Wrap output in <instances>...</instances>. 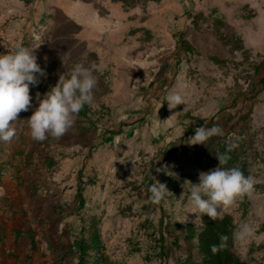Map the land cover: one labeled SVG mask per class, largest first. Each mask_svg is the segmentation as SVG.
Returning a JSON list of instances; mask_svg holds the SVG:
<instances>
[{"label":"rangeland","instance_id":"1","mask_svg":"<svg viewBox=\"0 0 264 264\" xmlns=\"http://www.w3.org/2000/svg\"><path fill=\"white\" fill-rule=\"evenodd\" d=\"M126 2L0 0V53L38 47L37 63L46 73L30 86L32 108L19 113L16 135L0 141V264H46L44 257L56 264H164L155 250L159 213L150 185H166L162 207L172 221L200 224L206 215L188 213L187 189L204 170L191 152L171 160L164 152L183 136L188 145L197 126L211 121L222 129L216 136L236 146L232 167L255 181L217 218L231 217L233 252L241 261L264 264V91L255 104L241 96L264 74V0ZM219 34L230 44L222 45ZM77 63L96 77L86 120L78 116L59 138L33 140L27 119L38 95ZM172 91L185 96V105L169 110ZM240 108L252 109L250 129L233 134L226 120ZM80 126L96 144L88 158L75 145L82 141L75 135ZM162 166L168 175L156 171ZM23 220L33 246L20 228ZM245 223L255 230L237 239ZM94 233L99 246L80 257L77 244H89ZM58 240L71 253L57 249ZM185 260L202 264L197 246H171L167 263Z\"/></svg>","mask_w":264,"mask_h":264},{"label":"clouds","instance_id":"2","mask_svg":"<svg viewBox=\"0 0 264 264\" xmlns=\"http://www.w3.org/2000/svg\"><path fill=\"white\" fill-rule=\"evenodd\" d=\"M38 48V47H37ZM22 45L7 53H0V141L8 142L16 135L14 122L20 112L32 108L30 86H36L39 78L46 75L45 70L37 63L35 49ZM96 77L83 64L77 63L68 74L61 73L55 85L42 96L38 95V106L27 119L30 136L35 141H44L48 136L59 138L73 126L80 112L86 105L94 102L93 92ZM169 110L178 105H185V96L180 91H172L166 97ZM219 125L210 128L200 126L195 134L186 141L191 145H204L213 136L221 134ZM230 151V149H228ZM218 166L209 171H202L198 183L188 182L187 200L190 206L188 213L199 212L211 219H216L223 206H231L238 197L250 193L254 179L238 167H225L230 159L227 151L216 153ZM168 175L167 166L156 169ZM155 179V178H154ZM151 200L159 204L169 192L166 185L155 180L150 185ZM255 228L247 223L242 224L234 233L237 239L243 240L252 235ZM222 236L221 241H227ZM213 251L217 246H212Z\"/></svg>","mask_w":264,"mask_h":264},{"label":"trees","instance_id":"3","mask_svg":"<svg viewBox=\"0 0 264 264\" xmlns=\"http://www.w3.org/2000/svg\"><path fill=\"white\" fill-rule=\"evenodd\" d=\"M86 3H90L91 0H81ZM123 2L128 1V7H134L136 1L139 0H120ZM219 40L222 45L230 44L228 37L219 34ZM181 48L189 53L191 51V46L184 40L181 41ZM218 61V60H215ZM255 72L258 70V66L255 67ZM264 91V74L261 76L259 81L250 86L249 90L242 92L241 96L246 98V100H251L252 104H255L256 95ZM236 104L232 107L235 109L238 103H242L241 100L235 102ZM87 106L80 112L79 117L86 120ZM252 114V109L250 108L247 111H244L242 108L237 109L231 114V116L226 120L228 125L229 132L235 134L242 131L247 132L250 129V117ZM83 125V121L80 122ZM216 125L214 122L209 124H199V126L212 127ZM91 126L93 124L91 123ZM84 127L80 126V133L75 135H82L84 133ZM77 137V136H76ZM80 143V144H79ZM76 147L81 150H87L86 157H90L91 152L96 148V144L92 139L88 138V135H82V141L75 143ZM82 145V146H81ZM82 147V148H81ZM173 148H170L165 154V160H171L178 153L187 154L192 153V159L197 164L200 165L202 170L206 171L212 167L213 164L217 163V158L215 157L216 153H225L229 155L230 159L228 160L225 167H232L234 162V156L236 155V146L233 142L227 140V136L219 138L213 136L210 138L206 146L204 145H185L184 136L181 137L177 145H172ZM230 149V151H228ZM32 160L31 154L27 155V161ZM78 197L82 201L81 195L78 194ZM153 209L158 211L159 217L154 226V231L156 233L155 237V250L160 258V260L165 264H168L169 253L171 246L184 245L188 250H191L192 246L196 245L200 256L202 264H246L241 261L238 256L233 252V223L232 219L229 216H224L222 218L211 219L207 216H203L201 222L198 226L194 224H180L176 221H172V218L169 215V212L164 210L162 207V201L159 204L153 205ZM20 228L22 232H25L28 237L29 244L32 246L35 244L34 238H32V233L29 228L28 222L23 220L21 222ZM227 237V241L222 242L221 237ZM99 235L97 233L93 234V238L89 244L78 243L76 251L79 253L80 257H83L87 254L89 249H94L99 246ZM216 245L217 250L213 251L212 246ZM55 247L64 253H71V250L64 246L60 240L58 244H55ZM44 262L46 264H56L52 259L44 257ZM181 264H192L190 260H185Z\"/></svg>","mask_w":264,"mask_h":264}]
</instances>
